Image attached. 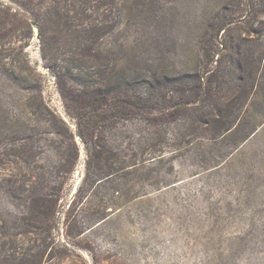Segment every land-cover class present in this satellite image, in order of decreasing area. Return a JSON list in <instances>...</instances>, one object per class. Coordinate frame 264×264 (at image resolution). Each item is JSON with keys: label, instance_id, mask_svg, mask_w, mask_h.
<instances>
[{"label": "rangeland", "instance_id": "1", "mask_svg": "<svg viewBox=\"0 0 264 264\" xmlns=\"http://www.w3.org/2000/svg\"><path fill=\"white\" fill-rule=\"evenodd\" d=\"M17 4L0 0V264H264L260 0ZM222 10L225 32L210 28ZM100 82L123 111L84 144L67 106ZM92 146L115 155L110 180ZM134 164L149 177L129 191Z\"/></svg>", "mask_w": 264, "mask_h": 264}, {"label": "trees", "instance_id": "2", "mask_svg": "<svg viewBox=\"0 0 264 264\" xmlns=\"http://www.w3.org/2000/svg\"><path fill=\"white\" fill-rule=\"evenodd\" d=\"M33 1L35 0H17V5L20 7V9L23 11V14H27V9L29 6L33 5ZM65 2L62 1V4H57V2H53L50 7L49 10H53V13H55L56 16L54 19V22L56 24L60 23L62 18H60L59 13L62 12V9H66L68 10V6L64 5ZM251 3V1H250ZM260 4L261 6L259 7L260 10L256 11L257 13H260V15L264 16V0H260ZM62 5V6H61ZM228 9V7H226V10ZM22 14V13H21ZM30 15V14H29ZM33 15V14H31ZM30 15V16H31ZM34 17V16H33ZM68 17V14H67ZM36 19V17H35ZM213 24L210 25L211 29H216L219 31H226L228 28H230L232 26V21L230 20V18H227L225 16V12L224 10H222L221 12H219L215 17H214V21L212 22ZM93 30H89L86 31L85 33L87 35H89ZM77 44H76V48L78 50H80V52H88L89 50L92 49V44L88 41V36H81L80 38H77ZM79 39H81V42L79 41ZM60 43V42H59ZM62 43V42H61ZM64 44V43H62ZM46 52L43 53V58L46 60H49L51 58H48L49 54H45ZM75 54V53H74ZM46 55V56H45ZM73 56L76 57V59H79L80 56H78V51L75 55L71 54V58H73ZM181 78H191L190 75L187 74H182L180 75ZM96 87L91 88V90H86L83 95H78L74 98H72L73 103H75L73 105L69 104L67 107H69V109L72 111V113L76 116L77 119V128H78V134L79 137L81 138L82 142L84 144H96V142H94V138L97 134V131L100 127V124L105 123L106 121L110 122L111 119L114 118V120L116 119H120V113L123 111L122 110V103L123 100H121L119 98V96H117V92H112L111 88H108L106 85H103L102 82L95 84ZM89 88V87H87ZM135 101L132 100H128V102H126L128 105H130L131 107H137V100L134 99ZM107 125V123H106ZM108 126V125H107ZM92 149L94 150L91 155H94V168H95V173L93 174L94 177H102V179L105 180H110L113 176L110 175L109 173L112 171V167L110 164H108L109 161H111L113 164L115 163L114 159L116 158L114 154L110 153H105L101 150L99 151H95V147L92 146ZM90 150V148L88 149ZM106 151V150H105ZM158 161V160H156ZM161 159H159V163H160ZM89 163V162H88ZM90 166V163H89ZM138 167H140L138 164H134L133 165V173H129L132 174V180L131 181V188L129 191H132L134 185H136L139 181H137V179H140V181L142 179H148L147 177H149V174H143V173H139V169ZM157 172L154 169H150V171L148 173H154ZM89 170L86 174V178L89 177ZM153 179V183L155 185H157V190L156 192H165L168 190L167 187H169L168 185L163 186V183H161L159 178H153V176L151 177ZM163 182V181H162ZM119 186V185H118ZM162 187V188H159ZM126 194V193H125ZM129 195V193L127 194V196ZM146 198L145 194L142 195H138L137 193H134L133 195V201L136 200H141ZM39 199L42 203L45 201L46 199L45 197H41ZM39 202V201H38ZM45 204V203H43ZM47 204V203H46ZM44 209V211H42ZM51 211V209H50ZM50 211H48L43 206H39L38 210H35L34 207V211L31 212L33 213L31 215V220L28 223V225L31 224L32 228H38L41 229L45 226H48L45 221L48 220L47 219V213H49ZM42 221V222H41ZM40 222V223H39ZM35 224V225H34ZM39 224V225H38ZM11 258L13 259V255H10ZM42 259H43V255L41 254V252H37L35 254H31L29 255L27 258L24 257L23 259H18L16 261V264H43L42 263ZM4 261V264L7 262L6 259H2Z\"/></svg>", "mask_w": 264, "mask_h": 264}, {"label": "water", "instance_id": "3", "mask_svg": "<svg viewBox=\"0 0 264 264\" xmlns=\"http://www.w3.org/2000/svg\"><path fill=\"white\" fill-rule=\"evenodd\" d=\"M31 26L33 27V28H35L34 27V24H31ZM38 38H39V35H38V33L36 34V39L38 40Z\"/></svg>", "mask_w": 264, "mask_h": 264}]
</instances>
